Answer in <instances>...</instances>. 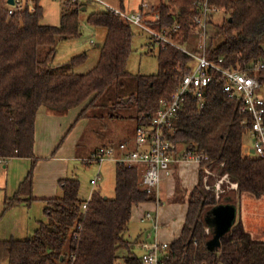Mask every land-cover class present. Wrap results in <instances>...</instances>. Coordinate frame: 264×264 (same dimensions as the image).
I'll list each match as a JSON object with an SVG mask.
<instances>
[{"label": "trees", "instance_id": "16d2710c", "mask_svg": "<svg viewBox=\"0 0 264 264\" xmlns=\"http://www.w3.org/2000/svg\"><path fill=\"white\" fill-rule=\"evenodd\" d=\"M119 1L125 11L124 0ZM204 2L228 14L213 34L214 39L221 37L219 44L210 42L208 30L207 58L223 68L250 74L257 64H264V0H158L149 15H159V20L148 25L168 31L178 47L160 43L156 74L135 75V93L127 104L120 102L121 107L134 109L137 126L148 124L170 100L181 78L192 71L193 58L182 47L188 44L197 51L192 30ZM85 6L66 1L59 25L51 26L41 24L39 0H24L23 9L13 14L8 13V1L0 0V160L31 159L17 192L5 200V210L34 200L38 110L43 107L65 115L81 105L86 109L114 83L130 76L127 64L135 36L133 25L106 10L92 12L86 20L106 30L96 65L83 74L65 71L83 64L86 53L71 58L62 68L53 65L58 42L81 35L79 14ZM175 25L180 28L173 33ZM257 74L264 84V69ZM84 110L78 120L85 118ZM249 125V117L240 113L237 103L223 91V83L215 79L205 90L202 107L191 97L185 99L169 136L176 149L194 144L192 149L204 153L210 168L219 167L237 185V198L244 194L260 198L264 196V158L244 156L242 151ZM58 183L62 196L45 200V218L31 237L0 239V264H117L120 258L123 264H143L125 235L133 207L156 200L142 187L139 168L116 163L113 198L95 189L83 200L78 179ZM220 203L214 192L205 189L200 174L181 234L169 243L163 264H264V240L254 239L240 220L220 237L219 247L208 248L212 235L206 232L204 213Z\"/></svg>", "mask_w": 264, "mask_h": 264}, {"label": "rangeland", "instance_id": "374dc122", "mask_svg": "<svg viewBox=\"0 0 264 264\" xmlns=\"http://www.w3.org/2000/svg\"><path fill=\"white\" fill-rule=\"evenodd\" d=\"M106 1L114 7H121L119 0ZM139 2L140 0H124L125 10L128 12L136 11ZM149 2L157 5L158 0H149ZM65 3V0H39V4L43 7L41 24L51 26L59 25L61 14L65 10ZM30 6L32 7V3ZM101 10H103V7L99 4L93 2L86 3L85 9L81 10L79 14L81 35L78 38L61 40L56 45L53 59V65L56 68L64 67L67 65L68 60L83 53L87 54V60L78 67L65 68L66 72L83 74L96 65L101 46L106 36V30L103 27L90 26L86 20L89 14ZM227 17L228 14L223 11L209 18L206 34L208 35L209 30L211 43L219 44L221 42V37L216 38V40L214 39L216 35L214 36L213 34H215L216 29ZM132 29L135 36L132 42V54L127 64V71L130 76L118 83H114L94 101L93 105L86 109V106L81 105L70 110L67 113L69 120L61 126V138L63 139L57 143V148L61 144L67 148L74 147L75 156L70 164L69 178H79L81 184L79 196L83 200L89 198V191L93 188L90 180L96 176L97 172L100 173L101 180L98 181L97 186L94 188L100 190L104 197L113 198L115 196L116 163L112 160H106L101 164L93 163L91 165H85L81 159L83 157H90L98 148L103 146L117 148L128 136L135 138L137 129L136 112L128 105L121 107L120 102L123 101L127 104L128 101L126 100H128L131 94L135 93V75L156 74L158 69L157 54L159 44L153 41L148 32L135 26H132ZM206 41V46H208L209 39L207 38ZM187 45L184 47L191 48ZM42 51L45 52L46 49L43 48ZM191 65L195 66L196 62L192 60ZM261 94L264 95V89L261 90ZM83 110V116L85 118L78 120L77 117ZM244 142L248 145L253 144V140L247 136ZM5 161H8L7 163L10 164L16 162L15 160L12 161L9 159ZM21 162H19V166L22 167L23 163ZM1 163L3 162H0V239L6 240L11 237L21 240L27 239L34 232L31 229L32 226L35 227V222L28 224L27 229V225H21L23 216L18 209L13 213H8L5 210V194L1 188H4L6 181V169L3 168ZM208 170L210 173L205 174L204 172L203 176L205 189L214 192L217 201H225L231 192V182L228 178H224L219 167L209 168ZM219 184L221 185L220 191L217 189ZM232 199L235 201L236 198L233 197ZM229 204L235 208L233 223L239 220L242 221L243 224H246L248 232L254 239L264 240V196L255 198L247 194V197H243L240 201L237 200V202H230ZM220 205L226 204L222 203ZM44 218L42 215L41 220H44ZM204 220L213 236L214 230H216V222L212 210L204 213ZM206 232L208 233L207 229ZM125 235L127 238L129 235L132 238V233L128 234L126 232ZM135 251L137 252V249ZM123 253L124 251L121 252V254ZM2 264L8 263L5 261ZM117 264H123V260L121 258L118 259Z\"/></svg>", "mask_w": 264, "mask_h": 264}, {"label": "built area", "instance_id": "2783aa9c", "mask_svg": "<svg viewBox=\"0 0 264 264\" xmlns=\"http://www.w3.org/2000/svg\"><path fill=\"white\" fill-rule=\"evenodd\" d=\"M65 1L78 4L88 2L99 4L103 7V10L116 17H121L133 26L148 32L156 43L178 47L173 39L168 36V31L162 30L159 32L148 25L150 21L157 22L159 20V15H149L152 5L149 0H140L138 8L134 12L123 11L112 6L106 0ZM8 5V13L13 14L15 11L23 9L24 0H13V4ZM219 12L221 11L217 7L210 6L207 2L201 4L199 13L194 17L192 30L197 51L182 47V50L193 58L196 65L193 66L189 74L181 78L179 86L170 100L162 104L148 124L137 126L136 136L132 142L123 141L117 148L113 146L100 147L90 157L82 160L85 165L101 164L106 160H113L128 167L139 168L141 185L148 194L155 195L156 203H158V190L162 176L170 175V165L173 161L194 162L200 166L203 176L204 172L209 174L208 169L211 161L204 153L198 152L195 148L192 149L194 144H190L188 148L176 149L169 135L173 130L175 121L178 119L179 111L185 99L191 97L199 102L202 107L205 90L210 82L215 79L223 83V91L231 100L237 103L240 113L245 114L250 119L248 134L253 140L251 146L253 153L248 150L244 152L242 148L243 155L264 158V95L261 94L264 84H262L257 74L259 70L264 69V64H257L254 67V73L250 74L248 71L223 68L207 58V23L211 16L217 15ZM179 28V25H175L172 32L176 33ZM192 46L194 48V45ZM221 61L219 59V62ZM224 178H228L227 175H224ZM100 179V173L97 172L91 180L93 188L97 186ZM217 189L221 190L220 184ZM86 204V202L83 204V209L86 208ZM145 221H152L155 235L159 229V224L151 212H147L143 216L142 222ZM151 236L148 233L146 239L140 242L139 246L142 250L140 257L143 264H163V260L167 258L166 250L169 244L160 242L156 237Z\"/></svg>", "mask_w": 264, "mask_h": 264}, {"label": "crops", "instance_id": "0c3cea01", "mask_svg": "<svg viewBox=\"0 0 264 264\" xmlns=\"http://www.w3.org/2000/svg\"><path fill=\"white\" fill-rule=\"evenodd\" d=\"M68 120L67 114L56 115L43 107L38 110L35 122L34 144V155L37 162L33 168L32 187V197L34 200L27 205L21 204L7 210L8 213H13L18 209L23 216L21 225H27V229L28 224H33V222H35V227L32 226L31 230L34 231L38 227V222L41 221L42 215L44 217L45 200L60 198L62 191L58 182L70 176V164L75 156L74 147L67 148L61 144L57 148V143L63 139L61 138V126ZM247 137L251 138L249 134ZM133 140L134 138L128 136L124 141L132 142ZM243 145L244 152L248 150L252 153L251 144L248 145L244 142ZM84 158L88 157H83L81 160ZM9 160H15L16 162L10 164L7 163L8 161H1L3 162L1 163L3 168L6 169V181L4 188H1L5 194L4 204L6 199H11L17 192L20 183L24 180L31 167V159L12 158ZM19 162L23 163L22 167L19 166ZM170 168V175L162 176L158 190V203H141L134 206L131 211L127 232L128 234L132 233V238L130 235L126 238L132 243V251L138 256L142 254L139 244L146 239L148 233L152 235L151 237H156L160 242L168 244L176 240L181 234L189 206V197L199 183L202 171L200 166L194 162L173 161ZM11 174L12 176L10 177ZM76 179L79 180L78 177ZM236 189V184L232 183L230 196L228 195L222 203L229 204L230 202H237V200L240 201L243 197H247V194H244L237 198ZM94 190L95 188L90 189L89 197ZM80 192L81 187L79 195ZM233 197L236 198L235 201H233ZM34 209L36 210L34 211ZM147 212H151L159 224V229L155 235L152 221L142 222V218ZM206 226L207 231L212 235L207 224ZM244 226L247 230L246 224ZM136 249L137 252L135 251Z\"/></svg>", "mask_w": 264, "mask_h": 264}, {"label": "water", "instance_id": "95a60500", "mask_svg": "<svg viewBox=\"0 0 264 264\" xmlns=\"http://www.w3.org/2000/svg\"><path fill=\"white\" fill-rule=\"evenodd\" d=\"M8 4L12 5L13 0H8ZM211 210L215 217L216 230H214L215 232L207 243V246L209 249H215L219 247L220 237L227 233L234 224L235 208L230 204H226L214 206Z\"/></svg>", "mask_w": 264, "mask_h": 264}]
</instances>
